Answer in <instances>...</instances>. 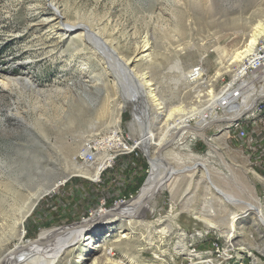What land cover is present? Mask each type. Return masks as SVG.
Listing matches in <instances>:
<instances>
[{"label": "rangeland", "instance_id": "374dc122", "mask_svg": "<svg viewBox=\"0 0 264 264\" xmlns=\"http://www.w3.org/2000/svg\"><path fill=\"white\" fill-rule=\"evenodd\" d=\"M48 1L0 0V70H11L17 75L28 71L40 90L52 85L62 87L68 81L77 80L81 60L87 61L90 55V50L84 48L85 51L78 54L80 58L69 64L68 55L75 53L73 41L76 39L62 44L46 36L38 16H42L41 10ZM55 3L70 22L88 24L92 28L100 26L105 37L113 33L121 45H118L120 53L126 57L131 54L134 42L140 40L138 36L149 32L152 51L149 64L143 70L153 78L158 96L168 107L177 103H198L200 98L202 102L204 98H197L198 93L202 95L210 86L218 91L227 83L235 71V63H231L228 70H222L223 74L217 78L216 69L224 61L229 62V53L242 44L251 26L257 20L264 21V0H55ZM197 64L202 65V77L195 84L188 83L183 79L184 74ZM88 72L96 81L95 88L83 91L80 96L72 93L52 98L46 106L42 105L43 93L21 89L7 92L0 87V176L9 181L13 189L27 193L40 183L62 176L66 162L74 158L84 140L90 138L92 127L99 132L113 127H106L113 108V79L103 74L97 59L89 61ZM263 83L256 85V89L262 91ZM77 89L81 91L82 86L77 84ZM245 100L242 98L240 103ZM255 110L246 112L235 125L219 121L204 127L201 131L211 142L200 135L186 134L188 149L176 145L175 141L168 147L167 151L179 152L183 166L191 164L190 153L205 158L213 170L211 182L219 191L210 186L200 169L171 174L153 196L151 209L131 217L135 220L131 227L125 220H119L100 230V235L112 237L120 228L128 227L131 232L128 239H122L109 249V254L113 253L110 256L121 258L127 264H188L196 259L175 252V247L184 241L188 250L200 252L202 260L207 258L211 264H264V225L255 215L247 211L237 221L240 234L235 240L244 247L238 250L192 214L196 212L216 224L226 225V219L239 206L226 202L221 197L222 192L241 199L242 205L252 203L255 195L264 206V110L258 113ZM133 114L132 107L126 105L119 123V134L130 145L138 136L130 127ZM189 125L196 122L191 121ZM239 126L249 139L242 140L238 136ZM150 129L154 130L155 126ZM176 134L178 136L179 131ZM133 149H136L135 144L116 156L128 157L123 164L116 162L110 171L114 181L98 190H102L103 195L108 194L110 200L139 191L149 174L147 156L132 159L129 156ZM168 162L176 166L171 160ZM120 165L124 168L120 169ZM72 176L76 175L67 178ZM119 177L123 180H118ZM62 184L44 195L26 216L21 244L35 239L42 230L72 225L77 220L63 221L60 219L62 211L68 209V214L78 215L83 207L96 201V196L90 194L76 203L75 210L68 201L56 200L58 193L53 192ZM4 191L3 195L8 191L9 196H6L10 198L13 192ZM242 205L238 212L243 211ZM207 210L213 213L205 215ZM166 225L168 228L163 230ZM87 240L71 247L66 254L70 262L62 264H88L93 252L87 251Z\"/></svg>", "mask_w": 264, "mask_h": 264}, {"label": "bare ground", "instance_id": "6f19581e", "mask_svg": "<svg viewBox=\"0 0 264 264\" xmlns=\"http://www.w3.org/2000/svg\"><path fill=\"white\" fill-rule=\"evenodd\" d=\"M41 11L42 16H38L41 17L39 23H41V27L45 29L46 36H49L48 38H56L58 43L62 42V44L65 42L70 43L74 38L76 39L73 41L75 44V53L73 54L71 52L68 55L70 59L68 60L69 62H67L69 64L70 61L80 58L78 54L84 52V48L90 50V55L86 59L87 61L83 60V62L81 60L80 64L82 67L79 68L80 71L78 73L80 76H78L75 81L66 82L62 87L52 85L48 88H41L40 90L28 71H23L21 74L17 75L11 73V70H0L1 90L13 92L14 90L21 89V91H31L36 94L43 93V106L48 105V102L52 101V98H58V96H70L72 93H76L77 96H80L83 94V91L95 88L94 85L96 84V81L90 76L91 71L88 72V70L89 61L91 59H97L100 61L103 74H108L113 79L114 97L111 100L113 102V108L111 110V118L108 122L109 125H106V127L113 126L112 128L107 129V135H111V138L114 139V141H111L108 144H103L101 153L84 151L83 160L86 165L74 160V158H70L66 162L62 176L56 177L51 181L47 180L45 184L40 183L36 186L37 188L33 191H27V193H23L19 189H13L9 181H4V178L0 176V264L69 263L70 259L66 256L67 251H69L71 247L78 245L81 240L85 239H89L87 240L89 241L87 251L89 249L93 252L89 256L88 264H127L121 258L110 256L113 255V253L111 252L109 254V249H111L115 243L130 237L128 233L130 234L131 232L127 230L128 227L118 229L114 237L109 234L100 235V230L104 226L119 220H125L127 225L131 227L132 222L135 220L131 217L124 218L123 215L126 214L130 216L133 214V216H140L144 211L151 209L150 204L153 200V196L156 194L157 190L163 188V182L159 185L158 189L156 188L160 183L162 174L165 170L164 163L157 155L158 150L166 145L178 131L179 135L174 143L176 145H182L184 149H188L186 144L188 138L186 134L190 137L194 135L204 137L201 131L205 127L203 125L211 120L219 118L231 120L245 109L251 107L250 102L252 97L258 95L260 90H258V88L256 89L254 82L256 80H252V78H244L239 87V90H243V92L238 91L236 95L233 94V92L237 88H232L230 93H224L227 82L221 86L218 91L214 89V86H210L208 90L201 93L202 95L198 93L196 97H203L204 100L202 102H200V98L198 99V103H191L190 105L177 103V105L173 107H168V105H165L162 98L158 96L156 92L157 86L155 85L153 78L148 71L143 70V68H146L144 66L149 64L152 51V41H150L149 32L145 31L138 36L140 37V40L136 42L133 41L134 44L132 43L133 47L131 54L126 57L120 53L118 49L120 43L115 40L116 38L113 37V33H110L108 37H105L104 34L100 32V26L92 28L91 26H87L88 24L70 22L66 13L58 8L55 0H50L45 3V7L42 8ZM114 29H116V27ZM79 45L81 46L80 48H78ZM84 45H87V47H84ZM260 54H264V21L257 20L249 29L242 44L229 53V62H223V60L220 61L223 63L219 64V67L216 69L215 78L222 75L224 70H228L227 68L231 63H235V71L232 73V78L229 81V85H231L235 77H239V75L246 73V66H243V64L246 63V60L259 57ZM179 63V61H176V64ZM249 75H256V67H249ZM83 76L87 77V79H83ZM183 79L188 83L195 84L199 81V76L187 78L186 74H184ZM77 84L82 86L81 91H77ZM262 90L264 92V88H262ZM242 93H246L245 96H241ZM228 94L231 96L229 97ZM225 96L229 97L228 100L221 102L222 97L226 99ZM242 98H245L246 100L243 103H240ZM70 99L72 100L74 98ZM261 99L262 107L256 108L255 111L257 113L264 110V98ZM62 104L65 105L63 102ZM126 105H130L134 112V116L130 122V127L132 130L136 131L138 135L137 138L134 139V144L143 148L150 163L149 174L137 195L130 200L128 204L119 206L118 211H111V215L102 216L100 221L95 225H89V220H86L82 223L80 222V224L75 223L68 227H53L45 229L42 230L35 239L25 245L21 244L22 229L26 216L29 215L31 210L44 195L55 190L58 185L62 184V182L72 174L91 177V179L96 181V177L98 176L99 171L104 169V165L115 160L116 156L124 153L126 149L133 148L134 144H128L122 135L119 134L120 114ZM214 105L220 107L223 112L221 115L213 111ZM191 121H195L196 125H189ZM138 124H140V126ZM232 124L230 123L229 125ZM150 126H155V129H150ZM91 129V131H94L90 132V138L84 140L82 147L91 139L98 137L101 138V134L103 135V132L95 131L96 129H93V127ZM224 131H227L226 128ZM237 133L238 136L241 137L240 128H238ZM204 138L209 142L212 141V139L208 137ZM167 149H165L161 155L167 161L171 160V162H174L176 166L172 167L170 165L166 180L171 174L200 169L204 173V177L210 186L217 192L219 191L211 182V172L213 170L209 168L205 158L200 159L195 154L190 153L189 162L191 164L183 166V164H180L181 158L179 152L173 150L167 151ZM96 154H99V156L96 157ZM257 177L261 180L259 176ZM1 187H3V189ZM4 189L13 192L10 198H7L9 196L8 191L6 192V195L8 196L3 195L5 192ZM222 193L223 194L220 195L226 202L238 205V208L240 209V205L243 203L240 201L241 199L233 198V196L228 193ZM242 206L243 211L238 212L239 209L235 210V212L226 219V225L216 224L209 218L205 216L203 217V215L197 214L196 212H192V214H194L195 218L203 220L208 228L218 231L227 244L231 246L236 245L238 250H242L244 248L241 246L242 243H238L235 239L240 234L237 227V221L245 216L244 213L247 211L252 213L264 225V206L261 205L257 196H253L252 203L244 202ZM211 213H213V210H207L205 215H210ZM115 214H118L119 216H116ZM119 223L121 224V222ZM166 227L168 228V225L164 226L163 230H165ZM91 233L93 234L90 235ZM175 252L178 254H185L190 259H196V261L193 262L201 264L206 262L211 264L207 258L202 260L200 252L188 250V248L184 246V241L175 247ZM82 257L83 256H81V258ZM81 258H79V261L83 259Z\"/></svg>", "mask_w": 264, "mask_h": 264}, {"label": "built area", "instance_id": "2783aa9c", "mask_svg": "<svg viewBox=\"0 0 264 264\" xmlns=\"http://www.w3.org/2000/svg\"><path fill=\"white\" fill-rule=\"evenodd\" d=\"M243 66H246V73H244L243 75H239V77H235V79L232 81V84L229 85V81L232 78L231 77L230 80L228 81L225 89H224V93L225 92L230 93L232 88H237L233 92V94L236 95V93H238V91H239V87H240L242 80L244 78H252V80H256V85H260L264 82V54H260L259 57H256L254 59L246 60V63H244ZM249 67H256V75H249ZM186 76H187V78H190L192 76H199V80H200V77L202 76V65L197 64V65L193 66L192 68H190L187 71ZM262 93H264L263 90L260 91V93L258 95H260ZM258 95L252 97L250 105ZM228 96L230 97L231 95L228 94ZM229 97H226V99H224L222 97L221 102L227 101ZM260 107H262L261 99L254 102L253 105L250 107V109L247 112L251 111L252 109H256V108H260ZM218 110H219V112H218ZM213 111L216 113H219V114L222 113V110L220 109V107L218 105H214ZM239 128L241 130V139L242 140L243 139H249V136L246 133V131L241 126H239ZM111 141H114V139L111 138V135H107V129L103 130V135L101 136V138L91 139L85 146H83L81 148V150L74 156V158L76 160H81L82 163L85 164V162L83 160V152L84 151L100 152L101 153L102 152V145L108 144ZM140 156H145L144 151L136 145V149H133L131 151V157L130 158L135 159V158H138ZM116 162H117V159L111 161L107 165H104V169H101V171H99V173H98V176L96 177L97 183L101 182L103 173L106 170H108L109 168H113V166L115 165ZM147 164H148V167H150L149 162H147ZM147 176H146V178H147ZM146 178L144 179L142 185L144 184ZM141 186H140V188H141ZM135 193H138V191L136 190ZM134 194H129L128 196H122V197H119V198L114 199V200H108V198L106 196H102L99 199L96 206L88 208L81 216H79L77 221L73 222V224H75V222H81L82 223L86 220H89L90 218H98V217L101 218L102 216L111 215L110 214L111 211H118L119 206H121L123 204L124 205L128 204V201L132 200L134 198L133 197ZM194 263L195 262H190L188 264H194Z\"/></svg>", "mask_w": 264, "mask_h": 264}, {"label": "crops", "instance_id": "0c3cea01", "mask_svg": "<svg viewBox=\"0 0 264 264\" xmlns=\"http://www.w3.org/2000/svg\"><path fill=\"white\" fill-rule=\"evenodd\" d=\"M263 119H264V117H263ZM127 157L128 156L120 155L116 159H117V162H120L121 164H123V162H124L123 160ZM129 157H131V156H129ZM125 165H127V164H125ZM122 166L123 165H120V169L124 168ZM114 167L109 168L108 170H106L103 173L102 180L100 183H97L96 181L91 179V177H86V176H81V175H76V176H72L70 178H67V180L58 188L59 191L56 190L55 192H53V193H58V194H56V200L57 201H59V200L68 201L70 207L71 208L74 207L75 210L78 207L76 205V203L78 201L81 202L83 199H85L90 194H94L96 196V199H95L96 201H94L92 203V205H87V206L83 207L81 213L78 215H74L73 212H70V214H68L67 212H69V210L65 209L64 210L65 213L62 211L60 219L63 218L62 219L63 221H65V220L67 221L69 219H71V221L77 220L79 218V216H81L88 208L96 206L99 199L102 196H106L108 198V200H110L108 194L103 195L102 190L101 191H98V190H100V188H102L103 185L111 183L112 181H114V179L111 178L112 174L110 173V171L112 169H114ZM118 180L121 181L123 179L121 177H119ZM96 191L100 192V194H97ZM92 198H94V197H92ZM57 203H59V202H57Z\"/></svg>", "mask_w": 264, "mask_h": 264}, {"label": "water", "instance_id": "95a60500", "mask_svg": "<svg viewBox=\"0 0 264 264\" xmlns=\"http://www.w3.org/2000/svg\"><path fill=\"white\" fill-rule=\"evenodd\" d=\"M261 98H264V94H260V95H258L255 99H254V101L251 103V106L253 105V103L254 102H256L257 100H259V99H261ZM250 108H248V109H245L244 111H242L240 114H238L237 116H235L234 118H232L231 120H229V119H225V118H219V119H215V120H211V121H209V122H207L205 125H203V126H208V125H211V124H214V123H217V122H219V121H221V122H225V123H233V124H235V123H238L239 122V120L244 116V115H246V112L249 110ZM191 127H194V126H191ZM228 127V126H227ZM177 134H175L172 138H171V140L166 144V145H164L162 148H160L159 150H158V152H157V155H158V157L162 160V162L164 163V165H165V170H164V173L162 174V177H161V181H160V183L158 184V186L156 187L157 189H158V187H159V185L162 183V182H164L165 180H166V178H167V176H168V173H169V170H170V164H169V162L161 155V153H162V151H164L165 149H167L168 147H170L171 145H172V143L176 140V136ZM144 155L145 156H147L146 154H145V152H144ZM147 161L149 162V160H148V157H147ZM150 164V163H149ZM133 216V214H131L130 216H128V215H123V217L124 218H127V217H132ZM100 217H98V218H90L89 219V222H88V224L89 225H95V224H97L98 223V221H100ZM76 224H80V222H75ZM194 264H199V263H197V262H195Z\"/></svg>", "mask_w": 264, "mask_h": 264}, {"label": "trees", "instance_id": "16d2710c", "mask_svg": "<svg viewBox=\"0 0 264 264\" xmlns=\"http://www.w3.org/2000/svg\"><path fill=\"white\" fill-rule=\"evenodd\" d=\"M146 166L148 167V164H147V163H146ZM147 167H146V168H147Z\"/></svg>", "mask_w": 264, "mask_h": 264}]
</instances>
